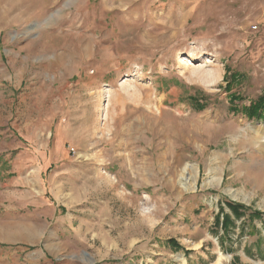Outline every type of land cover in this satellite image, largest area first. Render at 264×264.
<instances>
[{
  "label": "rangeland",
  "instance_id": "obj_1",
  "mask_svg": "<svg viewBox=\"0 0 264 264\" xmlns=\"http://www.w3.org/2000/svg\"><path fill=\"white\" fill-rule=\"evenodd\" d=\"M262 96L264 0H0V264H264Z\"/></svg>",
  "mask_w": 264,
  "mask_h": 264
},
{
  "label": "trees",
  "instance_id": "obj_2",
  "mask_svg": "<svg viewBox=\"0 0 264 264\" xmlns=\"http://www.w3.org/2000/svg\"><path fill=\"white\" fill-rule=\"evenodd\" d=\"M233 78H234V80L237 79V77H234V76H233ZM239 79H238V81H239ZM228 85H230V83H228ZM263 103H264V96L260 97L255 105H252L250 108H245L247 116H249L250 118L261 117L263 115V112H264V108L262 106ZM227 207L229 209H231L233 212H237L238 210L241 211V210L246 209L242 205H230V204H228ZM222 210L223 209H221V211Z\"/></svg>",
  "mask_w": 264,
  "mask_h": 264
}]
</instances>
